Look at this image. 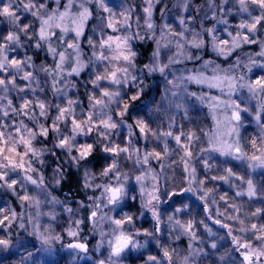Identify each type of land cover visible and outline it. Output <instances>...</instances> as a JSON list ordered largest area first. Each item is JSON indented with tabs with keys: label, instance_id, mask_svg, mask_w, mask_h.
I'll list each match as a JSON object with an SVG mask.
<instances>
[{
	"label": "clouds",
	"instance_id": "1",
	"mask_svg": "<svg viewBox=\"0 0 264 264\" xmlns=\"http://www.w3.org/2000/svg\"><path fill=\"white\" fill-rule=\"evenodd\" d=\"M0 264H264V0H0Z\"/></svg>",
	"mask_w": 264,
	"mask_h": 264
}]
</instances>
